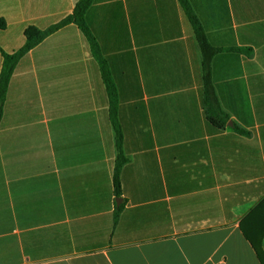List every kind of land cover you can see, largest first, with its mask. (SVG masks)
Listing matches in <instances>:
<instances>
[{
  "label": "crops",
  "instance_id": "obj_1",
  "mask_svg": "<svg viewBox=\"0 0 264 264\" xmlns=\"http://www.w3.org/2000/svg\"><path fill=\"white\" fill-rule=\"evenodd\" d=\"M76 1L0 0V71L27 26L57 22ZM188 2L219 48L210 62L218 103L244 132L207 118L202 51L179 0H94L85 18L116 88L120 201L106 84L69 22L21 55L8 80L0 264H262L241 222L258 241L250 211L264 197V0Z\"/></svg>",
  "mask_w": 264,
  "mask_h": 264
},
{
  "label": "trees",
  "instance_id": "obj_2",
  "mask_svg": "<svg viewBox=\"0 0 264 264\" xmlns=\"http://www.w3.org/2000/svg\"><path fill=\"white\" fill-rule=\"evenodd\" d=\"M93 1L94 0H77L70 13H68L57 22L52 23L45 28H38L34 25L27 26L24 32L25 33L24 44L20 48H18L17 50L11 53L3 54V63L0 71V118L2 115V105L5 99L8 80L18 58L21 55H23L28 49L36 45L39 41H41L46 35H48L52 31L56 30L57 28L69 22L76 23L80 27L84 36L86 37L92 54L100 64L102 77L106 84L107 92L110 99L109 115L115 127L116 146L118 149V154L115 160V165L113 170V186L116 197H119L121 195L120 171L122 164L125 162V156L123 155L121 150V131L116 115V101H117L116 88L112 81L110 73L107 69L105 58L102 55L100 47L86 22V18H85L86 10ZM179 1L189 21L193 26L197 41L202 51L203 103L205 106V112L207 114V118L217 130L231 128L239 132H244V130H242V128L238 127L237 125H231V126L227 125V122L229 121V117L220 107L214 92L210 62L213 54L219 48H216L209 43L205 31L197 15L192 10L188 0H179ZM233 49L242 50L241 48H233ZM118 212H119V208L115 211L114 214L115 220L117 219ZM250 214H253L257 219L259 240L255 241L249 235V233L247 232V230L243 225V221L241 222V228L244 231L246 237L251 241L252 245L254 246L258 257L260 258L261 263L264 264V251L262 249V240L264 239V197L250 211Z\"/></svg>",
  "mask_w": 264,
  "mask_h": 264
},
{
  "label": "water",
  "instance_id": "obj_3",
  "mask_svg": "<svg viewBox=\"0 0 264 264\" xmlns=\"http://www.w3.org/2000/svg\"><path fill=\"white\" fill-rule=\"evenodd\" d=\"M228 124L231 125L232 123L229 121ZM116 201H117V202L120 201V197H117V198H116Z\"/></svg>",
  "mask_w": 264,
  "mask_h": 264
}]
</instances>
